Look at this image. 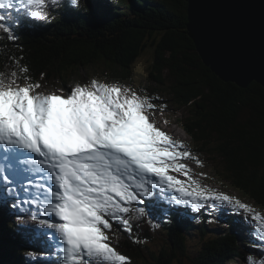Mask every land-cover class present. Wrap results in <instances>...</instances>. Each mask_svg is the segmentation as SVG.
I'll return each instance as SVG.
<instances>
[{"label":"trees","instance_id":"16d2710c","mask_svg":"<svg viewBox=\"0 0 264 264\" xmlns=\"http://www.w3.org/2000/svg\"><path fill=\"white\" fill-rule=\"evenodd\" d=\"M187 7L188 0H79L78 5L64 1L49 22L38 25L26 20L9 27V32L0 28V72L27 66V75L43 85L39 90L43 92L67 91L95 76L102 82L128 84L134 80L135 63L152 48L149 77L156 85L152 90L167 91L173 106L192 109L180 126L191 140L222 157L223 169L217 173L222 182H230L264 209V87L257 81L247 88L225 82L203 63L185 33ZM166 78L171 79L169 90L163 89L168 87ZM2 175L0 169V183ZM20 178L13 174L11 183L2 184L7 195L14 193L0 196V264H31L15 249L14 241L41 246L30 238L31 225L13 209L15 195L23 193ZM155 191L143 205L133 204L144 207L146 215L131 213V233L114 223L117 233L124 234L114 245L129 257V264H223L245 255L231 226L206 239L195 255H188L186 227L177 212L164 213L159 206L163 193ZM38 203L45 204L43 199ZM157 225L169 245L158 253L146 244L154 238ZM201 229L205 232L204 226ZM39 231L48 246V229ZM32 264L44 263L38 259Z\"/></svg>","mask_w":264,"mask_h":264},{"label":"snow or ice","instance_id":"6c2138e0","mask_svg":"<svg viewBox=\"0 0 264 264\" xmlns=\"http://www.w3.org/2000/svg\"><path fill=\"white\" fill-rule=\"evenodd\" d=\"M19 2L36 8L29 13L33 19L49 18L48 0ZM70 2L79 4V0ZM58 3L51 0V5ZM5 8H13V0H0V9ZM3 20L5 16L0 15ZM0 28L10 31L3 24ZM28 73V67L20 65L10 73L0 72V145L42 158L39 163L48 182L35 186L46 201L45 218L34 215L32 219L58 235L62 264H129V257L110 244L109 232L118 222L131 233V213L146 215L144 207L133 204L143 205L157 189L171 190L177 195L170 203L195 211L220 204L234 213L248 214L264 246V215L192 178L181 162L191 153L151 119L157 107L153 98L97 79L59 93L43 92L39 91L43 85L33 82ZM171 172L182 173L186 179ZM4 180L11 183L8 176ZM32 203H38L37 199ZM248 264H257L256 259L248 257Z\"/></svg>","mask_w":264,"mask_h":264},{"label":"rangeland","instance_id":"374dc122","mask_svg":"<svg viewBox=\"0 0 264 264\" xmlns=\"http://www.w3.org/2000/svg\"><path fill=\"white\" fill-rule=\"evenodd\" d=\"M188 16L189 15L187 7V23H189ZM185 31H187L185 33L191 36L188 33V27L185 29ZM152 55L153 49L149 48L139 57L138 61L133 67L134 80H132L128 84L133 85L135 88H140L143 91L144 89H153L156 87V85L152 83L151 77H149L151 66L153 65ZM200 57L202 59L201 55ZM208 68L212 70L211 67L208 66ZM212 71L214 72V70ZM166 84L168 87H164L163 89L169 90V86L171 85L170 78H166ZM157 94L158 96L155 97L154 100H152V102L156 104L157 107L155 108V114L151 116V119L155 122L156 126L169 134L174 141L183 142L184 148L191 153L190 158H185L181 162L188 166L192 178L198 181L203 187L213 192L228 194L233 198L240 199L242 202L249 204L255 210V212L264 215V209H262L261 206L254 203V201H252L251 199L244 197L240 192L233 188L230 182H227V184L225 182H222L220 177H217V173H220L223 169L222 157L208 151V146L201 145L194 140H191V137H189L186 131L180 126L181 120L185 119V117L189 115V110L192 109L187 106L176 104L175 106H173V100L167 94V91L164 92L160 90ZM39 172L44 173L41 170H39ZM38 174L39 175L37 176L42 175L40 173ZM170 174L176 176L180 180L186 179L182 173L171 172ZM35 189L39 191L36 186ZM174 195L177 194L174 193ZM172 204L174 205V210H178L181 212V214L186 215L185 218L182 217V222L186 225L185 238L188 255H195V253H197L202 248L203 243L206 239L218 233L219 231H224L228 227L227 221H232V227L236 228V230L239 232V241L241 245H243L247 250V254L244 255V257L237 258L236 262H231V258H229L223 264H248V257L250 256L256 259L257 264H259L260 260H264V246H262V242H260L258 239L256 224L250 219L246 218L248 214L240 215L234 213L229 206L220 204H217L215 209L205 207L203 208L204 210L200 209L196 212L191 208V206L176 205L174 203ZM205 210H208L210 214H204V221L200 222L201 213H204ZM204 223L206 227L205 232H203V230L201 229V226ZM17 228L19 227L17 226ZM156 230V233L154 232V238L152 240H148L146 244L150 246V248L155 249L158 253L161 249L168 248L169 245L168 242L165 241L167 237L162 232V229L158 227L156 228ZM118 235H123L122 237H124L123 231L117 233L114 225L113 229L109 232V242L113 247H115L114 244H116V242L122 239V237L117 239ZM248 240H251L252 242H248ZM15 248H18V244H16Z\"/></svg>","mask_w":264,"mask_h":264},{"label":"water","instance_id":"95a60500","mask_svg":"<svg viewBox=\"0 0 264 264\" xmlns=\"http://www.w3.org/2000/svg\"><path fill=\"white\" fill-rule=\"evenodd\" d=\"M188 33L224 81L264 87V0H189Z\"/></svg>","mask_w":264,"mask_h":264},{"label":"bare ground","instance_id":"6f19581e","mask_svg":"<svg viewBox=\"0 0 264 264\" xmlns=\"http://www.w3.org/2000/svg\"><path fill=\"white\" fill-rule=\"evenodd\" d=\"M192 38V37H191ZM193 39V38H192ZM255 81H257V80H255ZM227 82H229V81H227ZM232 82V81H231ZM40 174H42L41 172H39ZM44 174H46L45 172H44ZM41 176H43V175H41ZM156 192V191H155ZM172 192V191H171ZM158 193V192H157ZM160 194H162V193H160ZM172 195H174V193L172 192ZM1 200V199H0ZM10 202V201H9ZM155 203V202H154ZM155 204H157V203H155ZM196 212V211H195ZM214 213V212H213ZM200 214V213H199ZM196 215V214H195ZM219 215V214H218ZM20 217V216H19ZM197 218V217H196ZM213 220V219H212ZM240 221V220H239ZM198 222H199V220H198ZM213 222V221H212ZM154 225V224H153ZM26 226V225H25ZM236 229V228H235Z\"/></svg>","mask_w":264,"mask_h":264}]
</instances>
